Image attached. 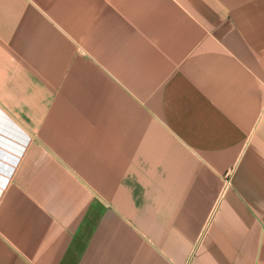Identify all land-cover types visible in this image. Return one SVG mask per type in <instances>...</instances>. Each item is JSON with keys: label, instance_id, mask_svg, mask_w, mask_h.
<instances>
[{"label": "crops", "instance_id": "crops-1", "mask_svg": "<svg viewBox=\"0 0 264 264\" xmlns=\"http://www.w3.org/2000/svg\"><path fill=\"white\" fill-rule=\"evenodd\" d=\"M0 264H264V0H0Z\"/></svg>", "mask_w": 264, "mask_h": 264}]
</instances>
